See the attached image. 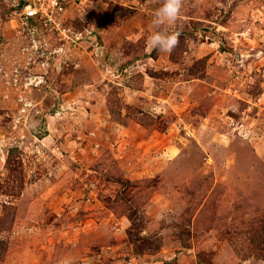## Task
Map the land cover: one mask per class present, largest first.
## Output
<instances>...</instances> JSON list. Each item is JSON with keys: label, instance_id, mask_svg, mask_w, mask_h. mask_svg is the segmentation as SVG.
Wrapping results in <instances>:
<instances>
[{"label": "rangeland", "instance_id": "1", "mask_svg": "<svg viewBox=\"0 0 264 264\" xmlns=\"http://www.w3.org/2000/svg\"><path fill=\"white\" fill-rule=\"evenodd\" d=\"M162 2L69 14L85 36L40 87L0 71V264H264V0H183L171 54ZM9 3L6 70L58 45Z\"/></svg>", "mask_w": 264, "mask_h": 264}, {"label": "built area", "instance_id": "2", "mask_svg": "<svg viewBox=\"0 0 264 264\" xmlns=\"http://www.w3.org/2000/svg\"><path fill=\"white\" fill-rule=\"evenodd\" d=\"M115 2V0H10L9 5L12 13L17 14L22 30L25 29L30 33H35L40 29L44 32H49L55 35L58 40V45L49 49L44 41L31 39L24 47L27 57L23 65H18L10 70L0 66V71L5 81L10 84H16V81H23L24 87L35 86L40 87L48 78L47 70L51 64H55L56 54L66 51V46L74 44L77 40L82 39L83 32L74 30L67 24L70 17L69 14H81L89 7L96 3ZM95 28L86 29V34L94 35ZM39 58V62L36 60ZM34 65L39 71L29 69L30 65ZM19 77V78H18ZM22 86V83H21ZM19 98L26 99L27 97L21 92ZM24 106L29 105V101L24 100Z\"/></svg>", "mask_w": 264, "mask_h": 264}, {"label": "clouds", "instance_id": "3", "mask_svg": "<svg viewBox=\"0 0 264 264\" xmlns=\"http://www.w3.org/2000/svg\"><path fill=\"white\" fill-rule=\"evenodd\" d=\"M183 0H163L161 6L155 11L151 20L152 34L147 44L151 50L157 52H171L180 43V31L171 33L161 31L163 25H175L181 15Z\"/></svg>", "mask_w": 264, "mask_h": 264}]
</instances>
